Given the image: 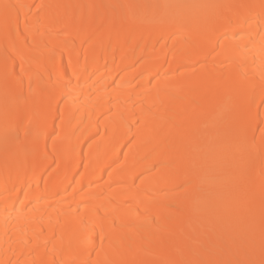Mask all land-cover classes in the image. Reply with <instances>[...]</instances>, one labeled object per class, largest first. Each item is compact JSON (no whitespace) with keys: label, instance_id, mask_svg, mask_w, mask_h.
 <instances>
[{"label":"bare ground","instance_id":"obj_1","mask_svg":"<svg viewBox=\"0 0 264 264\" xmlns=\"http://www.w3.org/2000/svg\"><path fill=\"white\" fill-rule=\"evenodd\" d=\"M262 262L264 0H0V264Z\"/></svg>","mask_w":264,"mask_h":264},{"label":"snow or ice","instance_id":"obj_2","mask_svg":"<svg viewBox=\"0 0 264 264\" xmlns=\"http://www.w3.org/2000/svg\"><path fill=\"white\" fill-rule=\"evenodd\" d=\"M14 6H11V5H4V8L6 10V12L10 9V8H13ZM19 7H23L22 5L19 6ZM102 242H103V237H102ZM262 264H264V262H262Z\"/></svg>","mask_w":264,"mask_h":264}]
</instances>
